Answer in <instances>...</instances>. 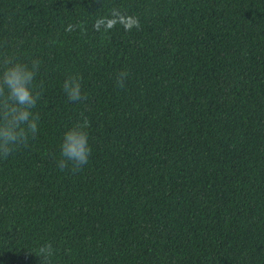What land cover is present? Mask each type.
I'll list each match as a JSON object with an SVG mask.
<instances>
[{"label":"trees","instance_id":"obj_1","mask_svg":"<svg viewBox=\"0 0 264 264\" xmlns=\"http://www.w3.org/2000/svg\"><path fill=\"white\" fill-rule=\"evenodd\" d=\"M0 264H264V0H0Z\"/></svg>","mask_w":264,"mask_h":264}]
</instances>
